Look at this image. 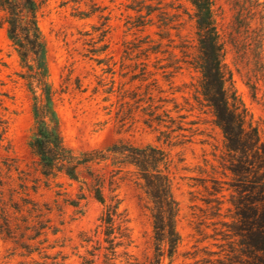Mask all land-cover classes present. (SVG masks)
I'll use <instances>...</instances> for the list:
<instances>
[{
	"label": "rangeland",
	"instance_id": "1",
	"mask_svg": "<svg viewBox=\"0 0 264 264\" xmlns=\"http://www.w3.org/2000/svg\"><path fill=\"white\" fill-rule=\"evenodd\" d=\"M35 1L62 142L81 164L76 179L64 172L55 177L41 174L29 147L34 121L31 95L23 79L27 69L8 39L0 11V264L43 263L44 255L58 252L66 257L64 264H79L78 256L84 253L80 234H92L104 208L94 198L97 177L103 180L104 205L117 204L131 232L130 251L139 264L144 262L152 254L150 206L138 186L128 149L146 146L169 155L179 209L181 243L171 261L165 256L163 264H206L215 259L207 253H219L222 248L218 247L226 244V226L239 231L234 226L238 210L234 205L248 200L250 190L248 186L233 188L232 177L228 172L224 176L223 137L211 114L194 98L191 83L196 75L185 73L170 84L168 75L162 77L157 70L156 56L144 67L143 55L127 50L132 38L126 35L123 1ZM234 2L215 0L222 27L228 32L232 31ZM159 58L167 63L166 55ZM145 71L148 75L143 76ZM233 79L254 123L264 133L262 93L253 99L244 81L236 74ZM175 101L183 109L179 114L184 120L174 113ZM163 110H171L176 123L181 121L182 132L168 135L156 130L152 118ZM85 153L93 159L91 163L84 162Z\"/></svg>",
	"mask_w": 264,
	"mask_h": 264
},
{
	"label": "trees",
	"instance_id": "2",
	"mask_svg": "<svg viewBox=\"0 0 264 264\" xmlns=\"http://www.w3.org/2000/svg\"><path fill=\"white\" fill-rule=\"evenodd\" d=\"M119 1H123L121 5L126 14V35L132 38L127 44L132 47L127 50L142 54L144 67L148 66L151 56H156L157 70L162 72V77L168 75L170 84L185 73L196 75L195 82L191 83L194 98L211 114L214 126L223 137L224 176L228 172L232 177L233 188L248 186L250 190L248 200L234 205L238 209L233 217L234 226L239 231L226 226L229 230L224 235L225 247L219 246L222 248L219 253L208 252L209 257H216L205 263L264 264V133L254 123L233 79L234 74L238 75L253 99L259 92L264 98V1L235 0L230 32L222 27L215 0ZM38 10L35 0H0L8 39L23 68L27 69L23 79L31 95L34 121L29 147L38 160L41 174L55 177L57 172H64L76 179V168L81 163L62 142L55 92L48 82L46 47L37 22ZM161 55H166L167 63L158 59ZM167 69L168 74L164 71ZM146 74L145 71L143 76ZM155 83L159 91L158 81ZM173 110L179 114L183 109L175 101ZM170 112L163 110L152 118L159 133L171 135L184 130L181 121L176 123ZM177 118L184 120L185 116L179 114ZM128 152L138 186L150 206L152 254L140 264H163L165 256L171 261L181 243L169 155L152 146L130 147ZM84 155L87 156L84 162L91 163L93 159ZM95 183L94 198L104 208L92 234H80L84 253L78 256L79 264H139L130 251L133 240L127 221L118 212L117 204L104 205L103 180L97 177ZM60 255V252L52 257L44 255L43 263L35 264H64L66 257Z\"/></svg>",
	"mask_w": 264,
	"mask_h": 264
}]
</instances>
